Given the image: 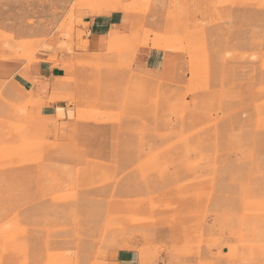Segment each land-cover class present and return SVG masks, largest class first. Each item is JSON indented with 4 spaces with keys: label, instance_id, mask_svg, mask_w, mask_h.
Here are the masks:
<instances>
[{
    "label": "rangeland",
    "instance_id": "rangeland-1",
    "mask_svg": "<svg viewBox=\"0 0 264 264\" xmlns=\"http://www.w3.org/2000/svg\"><path fill=\"white\" fill-rule=\"evenodd\" d=\"M104 4L136 17L90 52ZM50 48L61 114L0 78V264H264V0H0V60Z\"/></svg>",
    "mask_w": 264,
    "mask_h": 264
},
{
    "label": "crops",
    "instance_id": "crops-1",
    "mask_svg": "<svg viewBox=\"0 0 264 264\" xmlns=\"http://www.w3.org/2000/svg\"><path fill=\"white\" fill-rule=\"evenodd\" d=\"M156 1L159 3L162 2V0ZM124 10L125 9L122 7V10L119 13H103L102 16L101 14H95L93 17L85 18L84 23L88 25L85 28V31L87 32L86 39L90 52H103V50L107 49L108 43L110 49L112 43H115L116 45V43H120L122 38L129 36L131 33V22L136 15L129 12L126 13ZM156 24L157 23L151 25L155 28ZM32 30L28 28L23 29L19 35L30 36ZM140 46L148 45L141 43L139 47ZM139 47L135 52L131 53V55L133 57L136 55L138 64L140 63L151 70L161 69L167 59L166 57L174 56L158 47H153V49ZM45 50L50 51V53L46 52L43 56L41 55L39 58L40 61L33 62L29 67L26 62L22 60H15L14 62L0 60V78H13L14 80H17L23 91L30 94V98H27L29 104L33 101V93L38 95L40 99L42 98L43 103L41 112L45 115H40L44 119H48L49 117L56 116L57 112L61 114L62 110L57 101L49 102V99L52 97V92L60 90L56 83L61 78L67 79L70 76L75 75L78 69L74 68L69 62L68 64L65 61H60L63 57L61 55L58 56V59H60L58 62L50 61L49 59L53 56L54 50L51 48ZM54 99L57 100L61 98L56 95ZM62 105L65 108L66 104ZM117 253L115 259L117 264H148L146 260H143L144 255L141 252L138 253L135 249L130 248L129 245H126ZM165 259L167 260V257H165Z\"/></svg>",
    "mask_w": 264,
    "mask_h": 264
},
{
    "label": "bare ground",
    "instance_id": "bare-ground-1",
    "mask_svg": "<svg viewBox=\"0 0 264 264\" xmlns=\"http://www.w3.org/2000/svg\"><path fill=\"white\" fill-rule=\"evenodd\" d=\"M122 10V7L113 6L111 4H104L102 7H98V14H112L119 13ZM102 16V15H101Z\"/></svg>",
    "mask_w": 264,
    "mask_h": 264
}]
</instances>
